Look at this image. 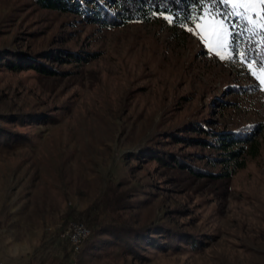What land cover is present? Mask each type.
Wrapping results in <instances>:
<instances>
[{"label": "rangeland", "instance_id": "rangeland-1", "mask_svg": "<svg viewBox=\"0 0 264 264\" xmlns=\"http://www.w3.org/2000/svg\"><path fill=\"white\" fill-rule=\"evenodd\" d=\"M235 7L251 17L264 5L216 4L221 12ZM190 14V31L180 26L187 16L173 25L170 14L101 25L33 0H0V49L53 50L58 57L42 58L59 71L0 66V113L54 116L7 123L29 140L0 146V264H47L64 247L69 258L60 264H264V91L256 87L264 72L221 61L231 51L227 36L224 47L218 42L219 18L205 15L196 28L200 13ZM262 25L249 21L244 31L241 19L231 47L241 34H264ZM69 52L91 56L66 60ZM222 135L257 139V154L243 155V167H228L229 176L181 166L225 171ZM151 147L180 164H163ZM108 180L127 194L113 219L150 236L131 242L139 255L108 234L79 254L63 236L68 208L99 202ZM162 226L197 243L179 239L164 248Z\"/></svg>", "mask_w": 264, "mask_h": 264}, {"label": "trees", "instance_id": "trees-1", "mask_svg": "<svg viewBox=\"0 0 264 264\" xmlns=\"http://www.w3.org/2000/svg\"><path fill=\"white\" fill-rule=\"evenodd\" d=\"M41 8L55 9L62 12H72L80 15L86 22H95L101 25H120L133 20H146L151 14L163 12L177 17V21L188 16L192 10L199 13L201 0H33ZM264 9V8H263ZM239 45L242 52L249 50L250 57L255 58L256 54L264 57V34L252 32V34H241ZM233 46L235 42H232ZM47 55V60H53L58 57L53 50H44L41 52H32L19 48L0 49V66H4L12 71L26 68L33 69L44 75H58L59 71L47 64L42 58ZM66 60L87 61L91 56L90 53L78 55L76 52H69ZM0 119L5 123H0V146L11 147L14 144L28 141L29 137L23 131H19L7 123L23 124L25 121H37L38 119L52 121L54 116L37 111L19 112V113H0ZM235 134V133H234ZM237 135V134H235ZM235 135H222L218 138V149L221 151L219 159L222 165L227 168L225 171L215 174L203 172L190 164L182 163L181 166L189 169L193 173L201 176H229L232 170L228 167L241 168L244 165L243 155L254 156L258 152L259 142L257 139H251L247 136L237 137ZM248 142V146L243 145ZM242 143V144H241ZM203 145L210 146L207 142ZM154 152V157L163 164H180L179 156L172 152L162 151V155L157 154L158 150L148 148ZM127 194L118 191L112 180L105 184L102 198L100 201L88 205L86 208L76 210L68 208L61 222V230H65L69 222H81L89 229V236L85 240L82 248L78 252L84 253L88 248L94 246V240L101 234L111 236V241L117 243L120 241L126 249L133 254H138L137 250L131 243H148L150 236L147 232H142L132 227H126L124 224L117 223L113 218L115 211L127 206ZM102 211L106 214L102 215ZM62 231V232H63ZM165 237V247H175V242L179 239L188 240L190 243H197L195 239L184 238L183 234L175 231L171 227L162 226ZM90 237V240L88 238ZM181 237V238H180ZM67 243L68 240H67ZM71 251L72 248L70 247ZM139 255V254H138ZM69 258V252L64 247L62 258L51 256L47 264H60ZM31 264H36L32 263Z\"/></svg>", "mask_w": 264, "mask_h": 264}, {"label": "snow or ice", "instance_id": "snow-or-ice-1", "mask_svg": "<svg viewBox=\"0 0 264 264\" xmlns=\"http://www.w3.org/2000/svg\"><path fill=\"white\" fill-rule=\"evenodd\" d=\"M204 3V0H201V4ZM208 3L211 5V7L205 11L203 7L200 8L199 10V16L197 17V22L195 24L196 28L201 27L200 21H202L205 17V15L210 16L213 21L216 20V18H219V29L217 31V37H218V42L221 47L225 46V36L229 38L228 41V47L231 51V58L226 60L225 57L219 56V59L223 62H235V63H240L242 66L243 71H247L248 68L252 65L255 64L256 67L264 72V57L260 56L259 53L256 54V57H250L249 55V50L245 49L243 52L240 51V45L239 42H237V47L232 48V38H234L237 33L234 32V28L238 26V22L243 19L245 22V28L244 31H248L246 25L249 21H255V20H260L264 19V9L261 10L260 14H254L253 16H248V9L243 8L241 9L240 7H235V8H229L227 12H221L218 8H216V4L219 3L220 5H255V4H260L264 5V0H208ZM153 15H158V16H165V13L163 12H156L153 13ZM230 17H234V19H229ZM166 22L170 24H176L177 23V17L175 16H166L165 17ZM193 21V15L190 14L188 15L184 21L180 22V26L182 28H185V30H191L189 28V25ZM262 30H264V25H262ZM194 34V33H193ZM218 55V54H217ZM241 57L243 59L241 60ZM249 75H252V73H249ZM264 83V81H260L257 79L256 82V87L257 90L264 91V88L260 87V84Z\"/></svg>", "mask_w": 264, "mask_h": 264}, {"label": "built area", "instance_id": "built-area-1", "mask_svg": "<svg viewBox=\"0 0 264 264\" xmlns=\"http://www.w3.org/2000/svg\"><path fill=\"white\" fill-rule=\"evenodd\" d=\"M63 236L69 241L73 252H79L89 236V229L81 222H69Z\"/></svg>", "mask_w": 264, "mask_h": 264}, {"label": "crops", "instance_id": "crops-1", "mask_svg": "<svg viewBox=\"0 0 264 264\" xmlns=\"http://www.w3.org/2000/svg\"><path fill=\"white\" fill-rule=\"evenodd\" d=\"M31 262L33 263L34 261H31ZM31 262L29 264H31Z\"/></svg>", "mask_w": 264, "mask_h": 264}]
</instances>
